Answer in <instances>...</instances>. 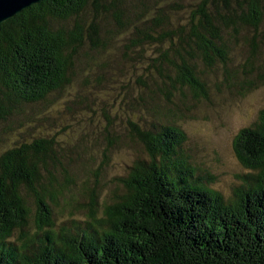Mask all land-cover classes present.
Here are the masks:
<instances>
[{
    "label": "trees",
    "instance_id": "1",
    "mask_svg": "<svg viewBox=\"0 0 264 264\" xmlns=\"http://www.w3.org/2000/svg\"><path fill=\"white\" fill-rule=\"evenodd\" d=\"M241 48L242 74L264 70V0H42L1 23L0 264H264V109L234 135L249 173L232 198L211 188L195 139L172 119L190 101L213 99L207 79L236 84L229 66ZM112 50L120 57L106 65L100 56ZM109 65L135 78L128 136L147 159L127 166L125 179L112 176L124 191L105 202L100 175L120 137L91 134L98 160L37 124ZM67 152L85 162L63 165Z\"/></svg>",
    "mask_w": 264,
    "mask_h": 264
},
{
    "label": "rangeland",
    "instance_id": "2",
    "mask_svg": "<svg viewBox=\"0 0 264 264\" xmlns=\"http://www.w3.org/2000/svg\"><path fill=\"white\" fill-rule=\"evenodd\" d=\"M241 50L242 48L240 54L237 53V61L239 60V62L229 66L238 72L235 85H223L225 82L221 79L222 76L207 79L210 90L213 89L211 93L213 99H210L209 102L200 99L202 104L199 103L200 101H190L182 114L172 118L175 122L178 120V124L186 130L191 138L195 139V146L199 154L194 151V157L198 160L199 165L205 169L204 171L214 177L211 188L228 198H232L236 189L245 183L243 178L249 173L248 170L240 166L233 153L234 135L242 128L250 126L256 120L257 113L264 109V70L255 69L246 75L242 74L241 66L248 56L246 52L245 55ZM100 57L108 62L107 65L118 59L120 53L112 50ZM257 60L259 63L258 57ZM114 70L109 65L94 71L89 85L71 86V95L67 94L62 99H56L52 109L46 113V118L40 121L41 124H37V130L41 131L42 135H48L49 138L54 139L57 144L65 149L75 146L83 147V144V148L95 149V154H99L98 160L102 159L103 149L96 148L100 144L99 140L95 142L94 146L91 144V134L103 136L102 128H106L109 130V136L111 133H115L117 137H120L119 145L114 146L110 152L114 154L111 156V161H108L109 167L105 173L100 175L103 183L107 175L109 180L107 187L101 191L100 195L105 202L111 201L112 196L110 194L115 188L118 192L124 191L118 182L111 183L113 181L112 176L125 179L128 174L126 172L127 166L139 158L147 159L142 144H139L138 140H131L128 136L130 126L127 121L130 116L133 117L136 114L133 111L135 107H129L128 103L139 101L140 96L138 87L134 83L135 78L130 70H125L122 74L114 72ZM249 71L251 70H246V72ZM100 78H102L101 81ZM236 85H242L245 88L236 90ZM244 90L247 91L248 96L239 99L238 95L242 94ZM104 110L108 116L107 122H104ZM90 112H96L94 119ZM182 116L185 118L179 120ZM82 141L86 142L82 143ZM70 159L75 160L74 166L76 168L85 162L72 152L61 154L63 165L66 166ZM78 190H80V185L75 186L73 195ZM75 216L78 220L85 218L83 213L75 214Z\"/></svg>",
    "mask_w": 264,
    "mask_h": 264
},
{
    "label": "water",
    "instance_id": "3",
    "mask_svg": "<svg viewBox=\"0 0 264 264\" xmlns=\"http://www.w3.org/2000/svg\"><path fill=\"white\" fill-rule=\"evenodd\" d=\"M42 0H0V24Z\"/></svg>",
    "mask_w": 264,
    "mask_h": 264
}]
</instances>
